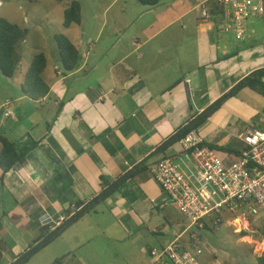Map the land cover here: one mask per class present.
I'll list each match as a JSON object with an SVG mask.
<instances>
[{
	"label": "crops",
	"instance_id": "1",
	"mask_svg": "<svg viewBox=\"0 0 264 264\" xmlns=\"http://www.w3.org/2000/svg\"><path fill=\"white\" fill-rule=\"evenodd\" d=\"M75 1L81 19L63 27L80 52L78 68L59 74L58 51L45 53L50 91L34 100L21 91L26 70L20 64L11 97L15 115L3 117L0 109V135L27 149L0 179L13 211L22 212L13 228L0 222L6 228L0 232V263L11 264L51 219L76 200L94 198L105 180H119L151 155L147 168L22 264H133L136 254L139 263L153 264L151 249L190 242L188 221L152 173L164 157H188L179 141L159 150L242 78L264 68V14L250 19L237 39L220 30L221 16L201 21L197 0H87L86 9ZM246 104L228 98L219 124L211 119L213 126L198 131L220 147L216 151L227 164L245 146L241 132L264 130L243 118L251 109ZM20 222L29 227L25 238L12 232ZM107 253L110 258L102 256Z\"/></svg>",
	"mask_w": 264,
	"mask_h": 264
},
{
	"label": "built area",
	"instance_id": "2",
	"mask_svg": "<svg viewBox=\"0 0 264 264\" xmlns=\"http://www.w3.org/2000/svg\"><path fill=\"white\" fill-rule=\"evenodd\" d=\"M210 1L197 0L201 21L217 16L212 13ZM213 1L222 8L218 15L222 17L220 30L232 33L237 39L244 36L250 19L264 14V0ZM2 5L0 0V7ZM55 69L59 74L63 73L61 69ZM12 103L10 98L2 102L3 117L15 115ZM240 138L245 146L239 157L227 164L198 130L192 129L179 140L188 159L164 157L153 165L155 180L188 221L190 239L187 246L170 243L151 249L154 263L163 264L167 259L172 264H202V232L206 229V220L224 208L233 210L240 204L239 200L247 202L252 214H264V130L247 129L240 133ZM80 208L71 204L66 212L49 221L48 230H56Z\"/></svg>",
	"mask_w": 264,
	"mask_h": 264
},
{
	"label": "rangeland",
	"instance_id": "3",
	"mask_svg": "<svg viewBox=\"0 0 264 264\" xmlns=\"http://www.w3.org/2000/svg\"><path fill=\"white\" fill-rule=\"evenodd\" d=\"M2 1L4 5L0 7V16L28 29L25 42L20 45L23 51L21 63L23 71L28 68L36 52L43 51L50 55L54 50L58 51L53 34L55 32L66 34L62 24L64 18L62 9L64 6H68L72 0L64 2H58L57 0ZM82 1L86 9L87 0ZM57 63L61 65L59 59ZM17 88L16 80L4 76L0 71V101L3 102L7 98L11 99L14 90ZM233 97L248 103L246 105L251 108L250 111L243 113L244 116H247L243 118H250L257 126H260V123L261 127L264 128V97L249 88L239 91ZM251 97L254 98L252 99ZM243 104H241L242 108H244ZM225 109L222 104L196 129L201 134H204L206 129L213 126L211 119H216L218 121L216 124H219L222 120L220 116L223 114L219 112L225 111ZM233 111L237 110L234 108ZM218 127L216 129L222 132L220 130L221 126ZM1 187L0 182V222L6 226L9 224V227L13 228V226L15 227V222H19L22 212L19 210L13 211L14 206L9 204L12 200L7 193L8 191L5 188L1 190ZM1 199L6 203L5 205H3ZM3 212H6V214H3ZM218 219H220V222H218ZM4 220L7 222H4ZM17 224L18 228H15L16 231L13 229L12 232L14 231L18 237L20 234L25 238L26 233L29 232V227L21 222ZM209 224L210 227L202 232L204 240L202 243L203 253L200 255L202 264H257V256L264 254V214H252L247 202L238 204L233 210L224 208L220 218L215 216L209 219ZM4 229L6 228L0 226V232ZM11 235L13 234L11 233ZM102 256L104 258L111 257L108 253ZM138 258V254L133 255L132 263L148 264L150 262L148 259L145 263H141V261L139 263ZM167 263L172 264L169 260ZM112 264H115V262Z\"/></svg>",
	"mask_w": 264,
	"mask_h": 264
},
{
	"label": "trees",
	"instance_id": "4",
	"mask_svg": "<svg viewBox=\"0 0 264 264\" xmlns=\"http://www.w3.org/2000/svg\"><path fill=\"white\" fill-rule=\"evenodd\" d=\"M57 1L64 2L66 0H57ZM140 1L146 4L153 5L158 0H140ZM209 4L211 5V10L214 15H219L222 12V8L216 5L213 0H211ZM63 15H64L63 25L65 27L70 26L72 23H78L81 19V4L75 0L71 1L70 4L65 7ZM27 34H28L27 28L15 22L10 21L5 17L0 16V71L4 76L8 78H13L19 69V66L23 59V55L19 49V45L22 41L26 39ZM53 37L56 42L63 73L66 74L67 72H71L77 69L81 61V55L77 46L66 34L62 32H55L53 34ZM46 63H47L46 54L43 51L36 52L33 55L32 60L24 73L23 82L21 83V91L24 95L34 100H38L44 97L50 91V86L43 76ZM247 88L257 92L258 94L264 97V68L254 70L248 75H246L230 91L223 94L218 100L213 102L206 110L198 114L193 120L188 122L185 126L179 128L178 131L170 139L166 140V142L160 148L159 152L164 151L175 142H178L180 138H182L190 130L196 129L214 111L219 109L228 98L235 96L239 91ZM0 143H1L0 179H2L5 172L13 168L25 156L27 149L24 150L19 148L14 141L10 140L9 138H7L5 135L2 134L0 135ZM209 146L215 150L217 149L221 150L220 147H218L217 145L209 144ZM222 150H228L229 152H233L227 148H222ZM150 157L151 156L141 161L137 169L131 170V172H129V174L126 175L120 181L105 180L103 189L94 198L86 199V200H76L75 204L78 207H81L80 210L86 207L87 205L89 206L83 212H79L80 210H78L75 213V215L76 214L77 215L71 221L64 224L67 221L66 220L60 227L57 228V231L44 243L40 244L29 253H27L26 250L25 252L26 254L22 253L21 255H19L20 257L25 254V256L16 264H22L32 254H34L40 248L47 245L51 240L59 236L68 226H70L72 223L78 220L81 216H83L85 213L91 210H94L95 207L101 201H103L106 197H108L110 194L116 191L118 186L123 181H125L129 176L134 175L141 169L147 168L148 160ZM101 193L103 194L101 195ZM94 199L96 200L95 202L92 203ZM220 216L221 213L216 215V217L219 218ZM218 222H220V219H218ZM208 227H210L209 219L206 220L205 228ZM53 231L46 230L41 232L29 243V249L32 248L40 240L45 238ZM256 260H257V264H264V254L257 256Z\"/></svg>",
	"mask_w": 264,
	"mask_h": 264
},
{
	"label": "water",
	"instance_id": "5",
	"mask_svg": "<svg viewBox=\"0 0 264 264\" xmlns=\"http://www.w3.org/2000/svg\"><path fill=\"white\" fill-rule=\"evenodd\" d=\"M159 150V149H158ZM157 150V151H158ZM156 151V152H157ZM151 156V155H150ZM149 157V156H148ZM148 157H146V158H148ZM145 158V159H146ZM144 159V160H145ZM143 161V160H142ZM141 163V162H140ZM140 163L138 164V166L140 165ZM138 166H136L133 170H135ZM131 172V171H130ZM129 174V172L126 174V175H128ZM126 175H124L123 177H121L118 181H120L121 179H123ZM110 188V187H109ZM108 188V189H109ZM107 189V190H108ZM104 193V192H103ZM103 193H101V195L103 194ZM100 195V196H101ZM95 200L96 199H94L93 201H92V203L93 202H95ZM239 203H243L244 202V200H239L238 201ZM89 205H87L86 207H84L83 209H81L79 212H83L87 207H88ZM77 215V214H76ZM76 215H74V216H72V217H70L64 224H66V223H68L69 221H71ZM57 231V229L56 230H54L52 233H50L49 235H47L45 238H43L42 240H40L36 245H34L32 248H30L29 250H27V253H29V252H31L34 248H36L37 246H39L40 244H42V243H44L46 240H48L55 232ZM26 254V253H25ZM25 254L24 255H22V256H20L19 258H17L15 261H13L11 264H16L18 261H20L24 256H25Z\"/></svg>",
	"mask_w": 264,
	"mask_h": 264
}]
</instances>
